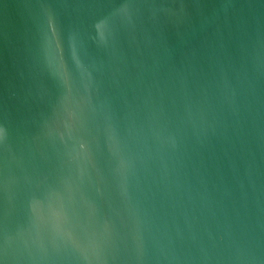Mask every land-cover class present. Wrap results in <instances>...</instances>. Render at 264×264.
I'll return each mask as SVG.
<instances>
[{
	"label": "water",
	"instance_id": "obj_1",
	"mask_svg": "<svg viewBox=\"0 0 264 264\" xmlns=\"http://www.w3.org/2000/svg\"><path fill=\"white\" fill-rule=\"evenodd\" d=\"M0 264H264V0H0Z\"/></svg>",
	"mask_w": 264,
	"mask_h": 264
}]
</instances>
